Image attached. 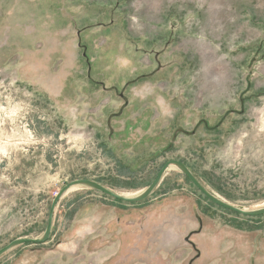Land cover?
Instances as JSON below:
<instances>
[{"label":"rangeland","instance_id":"1","mask_svg":"<svg viewBox=\"0 0 264 264\" xmlns=\"http://www.w3.org/2000/svg\"><path fill=\"white\" fill-rule=\"evenodd\" d=\"M168 160L264 206V0H0V248L69 182L134 195ZM0 264H264V215L171 169L139 203L70 191Z\"/></svg>","mask_w":264,"mask_h":264},{"label":"water","instance_id":"2","mask_svg":"<svg viewBox=\"0 0 264 264\" xmlns=\"http://www.w3.org/2000/svg\"><path fill=\"white\" fill-rule=\"evenodd\" d=\"M123 96V95H122ZM128 104V100L125 98V105ZM171 169L178 170L181 172L184 176H186L193 185L211 202L218 205L221 208L227 209L231 212H235L237 214H241L248 217H257L264 215V206L260 208L255 209H249L243 206H237L234 205L224 199H221L219 196L214 194L212 191H210L207 187L204 186V184L197 178V176L194 174V172L183 162L178 160H168L164 163L161 170L158 172L155 179L141 192L135 196H126L123 193H118L114 191L113 189L105 186L104 184L100 183L99 181L93 180V179H76L68 184H66L53 198L48 214V221L45 231L40 237H21L17 238L15 240H12L9 244L6 246L0 248V257L7 253L8 251L24 244H43L49 241L53 226H54V219H55V213L57 210V207L61 201V199L68 194L70 191H73L77 188H87V189H93L95 191L101 192L107 196L112 197L115 200L126 202V203H139L142 201H145L150 196L154 194V192L158 189V187L163 182L165 176L167 175V172Z\"/></svg>","mask_w":264,"mask_h":264},{"label":"crops","instance_id":"3","mask_svg":"<svg viewBox=\"0 0 264 264\" xmlns=\"http://www.w3.org/2000/svg\"><path fill=\"white\" fill-rule=\"evenodd\" d=\"M119 208L121 209V208H123V207H121V206H120V207H117V208H116V211H118ZM120 209H119V210H120Z\"/></svg>","mask_w":264,"mask_h":264},{"label":"bare ground","instance_id":"4","mask_svg":"<svg viewBox=\"0 0 264 264\" xmlns=\"http://www.w3.org/2000/svg\"><path fill=\"white\" fill-rule=\"evenodd\" d=\"M140 193V192H139ZM139 193H137V194H139ZM137 194H134V195H126V196H135V195H137Z\"/></svg>","mask_w":264,"mask_h":264},{"label":"trees","instance_id":"5","mask_svg":"<svg viewBox=\"0 0 264 264\" xmlns=\"http://www.w3.org/2000/svg\"><path fill=\"white\" fill-rule=\"evenodd\" d=\"M188 179V178H187ZM189 180V179H188ZM208 200V199H207Z\"/></svg>","mask_w":264,"mask_h":264},{"label":"flooded vegetation","instance_id":"6","mask_svg":"<svg viewBox=\"0 0 264 264\" xmlns=\"http://www.w3.org/2000/svg\"><path fill=\"white\" fill-rule=\"evenodd\" d=\"M105 88V87H104Z\"/></svg>","mask_w":264,"mask_h":264}]
</instances>
